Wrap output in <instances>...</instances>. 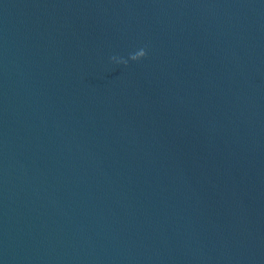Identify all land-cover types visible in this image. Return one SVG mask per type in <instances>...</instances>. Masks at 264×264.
Returning a JSON list of instances; mask_svg holds the SVG:
<instances>
[{"label": "water", "instance_id": "95a60500", "mask_svg": "<svg viewBox=\"0 0 264 264\" xmlns=\"http://www.w3.org/2000/svg\"><path fill=\"white\" fill-rule=\"evenodd\" d=\"M0 264H264V0H0Z\"/></svg>", "mask_w": 264, "mask_h": 264}, {"label": "clouds", "instance_id": "9594fccd", "mask_svg": "<svg viewBox=\"0 0 264 264\" xmlns=\"http://www.w3.org/2000/svg\"><path fill=\"white\" fill-rule=\"evenodd\" d=\"M146 52L143 49H140L138 51H136L135 53H132L129 55L128 59L132 60V61H138L140 59H142L143 57H145ZM112 61H115L118 64H124L127 65L128 61L124 60L122 58H117L115 56L110 58Z\"/></svg>", "mask_w": 264, "mask_h": 264}]
</instances>
